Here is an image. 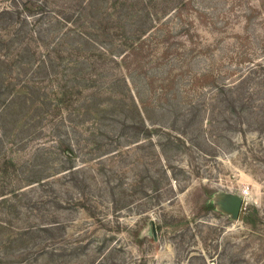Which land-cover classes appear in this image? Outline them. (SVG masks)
Returning a JSON list of instances; mask_svg holds the SVG:
<instances>
[{
	"label": "trees",
	"instance_id": "trees-1",
	"mask_svg": "<svg viewBox=\"0 0 264 264\" xmlns=\"http://www.w3.org/2000/svg\"><path fill=\"white\" fill-rule=\"evenodd\" d=\"M191 4L8 0L0 10V264H34L42 257L65 263L68 256L81 255L83 236L69 245L64 241L66 226L59 211L82 205L67 185L80 188L86 182L76 177L91 155L82 149L91 147L92 155L100 152L103 136L110 140L108 154L120 152L115 147L124 140L152 151L143 157L156 162L159 146L166 155L186 135L192 138L185 144L203 147L207 158L218 157L207 132L232 145L237 141L232 134L264 135V50L254 55L238 51L221 66L216 55L204 58L217 40L197 41L195 22L190 16L184 19ZM243 13L246 25L259 14L264 17V0H253ZM171 18L180 20L175 31L165 30ZM201 61L207 62L205 67L193 72ZM18 84L23 94L12 93ZM35 106L44 108L46 123L52 126L53 146L48 149L53 151L37 146L18 161L14 156L30 141L32 125H25L27 131L16 142L3 125L9 116L24 114L26 107L36 111ZM108 119L113 124H104ZM82 125L91 139L72 137ZM159 130L168 133L160 144ZM50 159L58 161L56 168L38 164ZM153 183L158 191V181ZM250 210L259 212L255 205ZM3 231L8 235L3 237ZM155 233L153 228V241ZM105 245L102 241L96 256L81 264H121L113 257L117 246L103 253Z\"/></svg>",
	"mask_w": 264,
	"mask_h": 264
},
{
	"label": "rangeland",
	"instance_id": "rangeland-1",
	"mask_svg": "<svg viewBox=\"0 0 264 264\" xmlns=\"http://www.w3.org/2000/svg\"><path fill=\"white\" fill-rule=\"evenodd\" d=\"M252 1L191 0L184 19L190 16L195 22L199 33L197 41L207 44L217 40V45L204 58L216 55L217 66H221L228 62L227 57L237 56L238 51L254 55L264 50L262 14L247 25L242 23L243 12ZM7 5L8 0H0V10ZM179 23V19L171 18L165 30L175 31ZM160 35L161 32L159 49L162 53ZM206 63L198 62L192 67L193 72L200 71ZM185 88L188 89V84ZM24 92L20 84L12 91L14 94ZM35 108L36 111L26 107L22 115L12 112L14 115L6 118L3 125L15 142L21 131H27L25 125H32L30 130L34 134L22 146V151L12 149L17 151L14 157L18 161L28 157L37 146L46 149L44 152L53 151L48 149L53 146L52 126L46 123L48 117L44 108ZM134 117L139 119L138 115ZM124 118L123 114L119 117ZM168 121L167 118L163 122ZM104 124L113 123L108 119ZM72 137L80 141L92 136L82 125ZM205 137L215 146L217 158H207L199 145H186L191 135L182 138L179 145L170 146L166 155L159 146L156 162H148L143 157L152 151L135 148V144L124 140L115 147L120 152L108 154L110 140L104 136V147L95 155L91 147L83 148L82 154L91 152V155L85 160V170L76 177L87 180L80 188L67 185L73 200H80L82 205L59 211L60 220L66 226L61 233L64 241L69 245L83 236V253L68 256L65 263L42 257L34 264L87 262L88 256H96L95 251L102 241L106 242L103 253L111 245L117 246L113 257L121 260V264H264V135L248 133L246 138H241L232 134L237 140L234 145L215 139L210 132ZM167 138L168 133L159 130V144ZM38 164L53 169L59 163L50 159ZM156 180L159 189L153 191ZM59 189L63 190V186ZM237 198L242 200L239 216L234 215ZM253 205L259 209L257 214L250 210ZM7 235L8 232L3 231V237Z\"/></svg>",
	"mask_w": 264,
	"mask_h": 264
},
{
	"label": "water",
	"instance_id": "water-1",
	"mask_svg": "<svg viewBox=\"0 0 264 264\" xmlns=\"http://www.w3.org/2000/svg\"><path fill=\"white\" fill-rule=\"evenodd\" d=\"M242 200L237 198L236 205L234 208V215L239 216L240 210H241Z\"/></svg>",
	"mask_w": 264,
	"mask_h": 264
}]
</instances>
